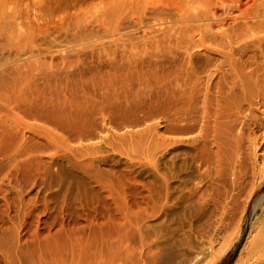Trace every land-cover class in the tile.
Returning <instances> with one entry per match:
<instances>
[{
  "label": "rangeland",
  "instance_id": "obj_1",
  "mask_svg": "<svg viewBox=\"0 0 264 264\" xmlns=\"http://www.w3.org/2000/svg\"><path fill=\"white\" fill-rule=\"evenodd\" d=\"M235 1L0 0V264H264L217 75L264 51V0Z\"/></svg>",
  "mask_w": 264,
  "mask_h": 264
},
{
  "label": "bare ground",
  "instance_id": "obj_2",
  "mask_svg": "<svg viewBox=\"0 0 264 264\" xmlns=\"http://www.w3.org/2000/svg\"><path fill=\"white\" fill-rule=\"evenodd\" d=\"M235 2H241V0H236ZM219 6L220 5H218V3L213 4L212 2H210V5L208 6V8H207V10L205 12H206V17L211 21V23L214 25L215 29L221 33V27L223 26V22L227 19V17L226 16L221 17L220 16L221 14H218L217 10L220 8ZM210 26H212V25L210 24ZM240 31L241 30H239L238 31L239 33L237 32V34L235 36L238 35V36L242 37L243 35H245V33L244 34L243 33H240ZM245 31H247V30H245ZM248 31H249V29H248ZM219 32H217V33H219ZM238 36L237 37H234V39L236 38L235 39L236 42L238 41L237 39L240 38ZM211 37H213V36L211 35ZM262 39H264V38H262ZM228 41H227V43H229ZM230 41H232V40L230 39ZM247 44H249V43H247ZM252 44H255V42L253 41ZM261 44L264 46V41H263V43L261 42ZM261 44H258V45H261ZM242 45H241V47H244L246 49V47L244 46V45H246V42L244 44H242ZM262 45L260 47H262ZM237 46H239V45H237ZM230 47H231L230 50L232 51V53L233 52H235L236 54L238 53V54H240V56H241V53L244 52V51H241V49L243 50L244 48H241L240 46L239 47H236L235 46L236 48H234L232 46H230ZM248 47L249 46H247V48ZM258 48H259V46H258ZM260 49L262 50L263 48H260ZM254 53H256V52H254ZM226 57L227 56H225V58ZM226 61H228L227 63H229V64L232 63L230 61V57H227V60ZM243 61H244L245 65H243L242 68H240V69L238 68V70H237V68H230V69H228L230 71L228 73H231L232 75H229L228 76V73L226 71L225 72L222 71V69H221V71L224 72L225 74L227 73V75H225L224 73H222L220 71L221 74L219 76V73L218 72H215L216 70L214 72L215 73H218L217 74L218 77H220V79H222V80L225 79V77H230L231 76V79L229 78V81H227V82H229V86H228V88L230 90V93L229 94L230 95L231 94L234 95L235 98L238 97L239 100L241 102H243V103H240L238 101V103H239L238 105H241V104L244 105V103H247L246 105L249 106V109H250V112L249 113L250 114L243 115L242 113L244 111L241 112L240 109H239V108L242 107V105L239 107L237 105V103L235 104L238 107H236L235 115L231 114L233 116V118H232L231 121L229 120L230 123H228V131H229L228 133L232 137V140L235 142V143H233L234 145H232V146H235L234 149L235 148L237 149L238 145H239V148H240L242 144L245 143L244 145H246V142H248L247 145H246V147L248 146V150H246L247 148L245 146H243L246 149L244 148V150H245L244 152L241 151V153L243 152L242 153V156H241L242 158H241V160L239 159L240 164H241V171H242L241 174H243L244 176H247V174L250 175L251 174L250 172H252V173L255 174V176L254 175L253 176L256 178V180L257 179L258 180H261L264 177V130L260 134H257V128L259 126H261L263 123H261V121H259L256 118V116L254 114H252V112H253L254 109H256L254 107H256V106L261 105V104L264 103V51H259L258 54L253 55V56L251 55V57L249 56L248 58L244 59ZM182 69L185 70L184 68H182ZM182 69H181V71H177L178 69H176L177 72L176 71L174 72V75H175L174 77H178V75H184V74L187 73V77L188 78H195L196 75H194L195 74L194 68H191V69L190 68H187L185 72L184 71L182 72ZM178 72H182V73H178ZM167 76H169V74H167L166 77ZM165 82H167L168 86L169 85H172V84H170V78L169 77L166 78ZM165 82H164V84H165ZM227 82H226V84H228ZM193 83L195 84V80L193 81ZM213 83H214V81H213ZM164 84H163V86H164ZM167 84H165V86H167ZM175 85L176 84L174 83V85L172 86L173 89H174ZM168 86L166 88L162 87L163 89H165L164 90L165 92L167 90L166 93L169 92V95L166 94V97H165L167 99H168L167 96L171 97L170 95L171 94H174V93H171V92H173L172 91L173 89H170V86L168 88ZM185 86L189 87V85L187 84V82L185 83ZM223 86H226V85H223ZM176 87H175V90L178 91L180 88L179 89H176ZM168 89L171 90V91H169ZM178 92H180V91H178ZM179 94L182 95V93H179ZM238 98H237V100H238ZM247 110H248V108H247ZM178 113H179V111H177L176 114H178ZM218 113H220V112H218ZM262 114H264V113H262ZM223 116H224V114H223ZM218 117H220V116H218ZM225 125H227V124H225ZM218 128L219 127H217V129ZM215 132H217V131H215ZM216 144H217V141H216ZM241 149L243 150L242 147L240 148V150ZM166 179H167V177H166ZM168 195L170 196V183H169L168 180H166L165 181V197L168 196ZM210 264H213V262H211Z\"/></svg>",
  "mask_w": 264,
  "mask_h": 264
}]
</instances>
